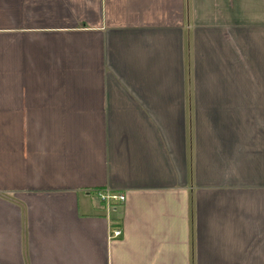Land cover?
<instances>
[{
	"label": "crops",
	"instance_id": "1",
	"mask_svg": "<svg viewBox=\"0 0 264 264\" xmlns=\"http://www.w3.org/2000/svg\"><path fill=\"white\" fill-rule=\"evenodd\" d=\"M0 264H264V0H0Z\"/></svg>",
	"mask_w": 264,
	"mask_h": 264
},
{
	"label": "built area",
	"instance_id": "2",
	"mask_svg": "<svg viewBox=\"0 0 264 264\" xmlns=\"http://www.w3.org/2000/svg\"><path fill=\"white\" fill-rule=\"evenodd\" d=\"M96 197L107 204L109 208L121 206L125 200V196L121 192L109 191V190H95ZM121 236V227L116 225L109 230V239L115 240Z\"/></svg>",
	"mask_w": 264,
	"mask_h": 264
}]
</instances>
